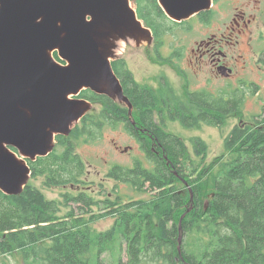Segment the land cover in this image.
Listing matches in <instances>:
<instances>
[{"label":"trees","instance_id":"obj_1","mask_svg":"<svg viewBox=\"0 0 264 264\" xmlns=\"http://www.w3.org/2000/svg\"><path fill=\"white\" fill-rule=\"evenodd\" d=\"M133 1L137 18L151 31L158 53L165 36L176 32L172 26L177 24L165 16L158 0ZM53 57L61 62L56 53ZM111 67L131 105V116L129 109L111 96L81 91L76 98L95 107L69 137H55L56 148L67 145L63 152L54 147L47 156L24 160L29 179L43 177L48 188L84 184V166L73 154L72 139L86 136V140H94L100 137L103 126L114 129L121 124L139 143L144 159L136 160L131 168L115 166L107 177L137 193L149 192L150 198L123 202L117 195L114 200L95 201L86 194H67L63 206L73 204L88 211L75 214L67 209L61 218L60 204L46 200L30 180L18 194L0 190V256L16 251L29 264H106L101 259L106 254L115 261L107 264H264V108L257 126H237L225 139L228 158L213 178L204 209L201 176L187 146L165 133L155 123L154 113L161 102L172 121L181 120L187 127H199V122L219 126L227 114L241 112L242 99L235 95L227 100L206 95L197 99L186 91L187 104L176 101L172 105L170 99H176L172 90L168 89L171 98H160L153 90L139 86L124 60L111 61ZM10 151L17 154L14 148ZM179 182H186L193 195V208L180 226L178 221L189 198L177 189ZM100 204L105 211L91 214L92 207ZM107 216L113 219L112 227L95 231L92 222Z\"/></svg>","mask_w":264,"mask_h":264},{"label":"water","instance_id":"obj_2","mask_svg":"<svg viewBox=\"0 0 264 264\" xmlns=\"http://www.w3.org/2000/svg\"><path fill=\"white\" fill-rule=\"evenodd\" d=\"M158 3L168 18L180 21L207 9L210 0ZM140 25L128 0H0L2 192L20 193L30 176L9 148L32 160L47 156L55 136L67 134L68 125L88 110L90 103L76 98L81 91L108 95L100 83L109 81L131 116L99 40L106 26L144 33ZM54 52L68 66L56 64Z\"/></svg>","mask_w":264,"mask_h":264},{"label":"rangeland","instance_id":"obj_3","mask_svg":"<svg viewBox=\"0 0 264 264\" xmlns=\"http://www.w3.org/2000/svg\"><path fill=\"white\" fill-rule=\"evenodd\" d=\"M128 2L130 8L135 10L134 1L128 0ZM211 3L212 0H210V5L207 9L199 11L198 13L209 10L211 8ZM232 7L233 2L230 1L224 3L216 12L217 17L215 21H213L210 27L205 29L199 24H196L194 17H192L198 13L180 21H174L168 18L164 13L170 21L176 24L181 22V25H176L175 27L171 25L175 28L176 32L166 35L165 43L160 48V55L162 58H166L167 61L158 58L153 36L150 30L144 26L142 21L140 26L146 30L144 33L132 32L127 28H121L119 31H114V29L106 26L107 29H102L101 31L105 34V37L99 40L101 44L100 50L110 62L117 59L124 60L127 69L132 73L135 82L139 86L153 90L160 98H171V93L168 91V89H170L176 97L175 100L170 99V103L173 105L178 101L180 104L185 105L187 104V97L185 96L187 89H201L207 84V76L205 74H199L198 78L194 77V66L191 64L193 58V54L191 53L193 42L201 35V33L208 32L210 34H217L219 30L221 32L224 28L223 24L227 22L226 19L232 12ZM143 8L146 13L148 9L145 8V5H143ZM183 24L186 25L184 28H182ZM191 25L194 29H191ZM177 55L183 57L179 58ZM51 58L54 60L53 54ZM169 60H176V63H171ZM60 61L61 62L55 61V63L62 67L68 66L66 62L62 60ZM255 78H260L258 82L261 84V90L258 94H247L245 101L240 97L243 105L241 112L227 114V116L223 118L222 124L219 126L199 122V127H187L181 122V120L172 121L167 117L166 109L161 102L158 104L154 113L155 123L161 126L165 133L176 136L187 146L188 154L196 165L198 173L201 176L200 182L203 187L205 198L212 192V183L216 172L219 170L221 164L228 158V151L225 149L224 142L229 136L231 130L237 126H248L253 128L259 123L257 122V120H259L258 116L261 115L264 108V74L261 76L258 74ZM109 83V81H102L100 83V89L107 92L118 105L128 108L119 98L116 89L111 88ZM209 85L213 88L222 87V83L217 82L216 80L210 81ZM199 96H202V94ZM92 106L95 107L91 104L88 105V108H86L88 110L84 114L83 111H81V115L85 116L87 113H90L91 109H93ZM197 106L195 107L196 111H198ZM81 115L77 120L68 125L67 134H62L61 136H70L71 131L80 124L82 119ZM132 124H135L134 121H132ZM99 136V138L94 140H86V136L78 138L77 141L72 139L73 154L78 156L84 166V175L81 176V180L84 184H80L77 188H72L69 185L48 188L44 185L43 177L28 179V181L30 180L29 182L43 194L46 200L60 204L59 217L61 218L67 213V209H72L75 214L83 213L85 210L88 211L87 208L81 207L83 209H80V207L73 204H69L68 208L63 206V196L67 194L73 196L86 194L94 198L95 201H106V198L114 200L117 195L122 198L123 202H127L129 198L132 200L150 198L149 192L137 193L129 186L118 183L107 177L109 170L115 166L131 168L136 160L144 159L145 154L141 150L137 140L135 141L133 137L126 133L121 127V124L114 129L110 126H103ZM51 144L52 151L54 147L57 146L55 138ZM194 146H197L200 150L197 149L198 151H196ZM66 147L67 145L57 148L55 147V150L60 153L63 152ZM12 153L20 164L26 165L24 161L26 157L18 152L17 154L14 152ZM186 186H188L186 182H179L176 186L179 191L183 192L185 198H189L188 204L185 205L178 221L179 226L185 215L193 208V195ZM209 198L210 196L204 200V209L207 207L206 203L209 201ZM104 211L103 205L100 204L99 206H93L90 213L100 214ZM91 225L95 231L104 232L112 227L113 219L109 218V216L95 219ZM181 239L182 234L179 238L180 242ZM101 259L106 264L109 262H115L108 254L101 256ZM122 260L123 263H127L126 256H122ZM2 263L29 264L25 263L20 253L16 251L9 256H0V264ZM36 264H41V262Z\"/></svg>","mask_w":264,"mask_h":264},{"label":"flooded vegetation","instance_id":"obj_4","mask_svg":"<svg viewBox=\"0 0 264 264\" xmlns=\"http://www.w3.org/2000/svg\"><path fill=\"white\" fill-rule=\"evenodd\" d=\"M230 1L232 12L223 30L219 34L201 33L193 42L194 77L207 76V84L201 89H187L196 97L202 94L227 100L235 95L245 101L247 94H258L261 90L260 78L255 77L264 74V0H212L209 10L192 17L203 29L208 28L215 21L218 9ZM160 54L159 49L157 56ZM170 62L175 64L176 60ZM213 80L221 82L222 87H211L209 82Z\"/></svg>","mask_w":264,"mask_h":264}]
</instances>
